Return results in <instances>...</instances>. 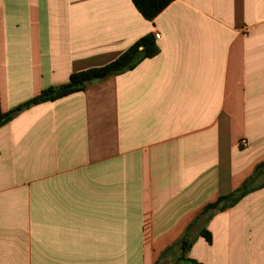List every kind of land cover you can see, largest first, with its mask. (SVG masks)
I'll return each instance as SVG.
<instances>
[{
    "label": "crops",
    "instance_id": "crops-1",
    "mask_svg": "<svg viewBox=\"0 0 264 264\" xmlns=\"http://www.w3.org/2000/svg\"><path fill=\"white\" fill-rule=\"evenodd\" d=\"M148 34L152 58L0 127V264H155L264 161V0L153 21L131 0H0L2 112ZM205 226L188 258L264 264V188Z\"/></svg>",
    "mask_w": 264,
    "mask_h": 264
},
{
    "label": "trees",
    "instance_id": "trees-1",
    "mask_svg": "<svg viewBox=\"0 0 264 264\" xmlns=\"http://www.w3.org/2000/svg\"><path fill=\"white\" fill-rule=\"evenodd\" d=\"M172 1L173 0H131L138 13L147 21H153V19L165 8H167ZM157 53L158 48L155 44L154 38L152 35L148 34L131 45L125 52L113 61L100 67L73 73L66 83L44 89L37 96L23 104L18 105L7 113L2 112L0 104V127L8 122L14 115L32 105L56 101L71 94L82 92L86 88L84 82L87 81L88 83H92L101 81L112 75H117L124 71L131 70L140 61L152 58ZM263 175L264 161L254 167L252 173L237 189L226 195H221L214 201L207 203L191 224L186 228L181 240L175 243L180 245V250L178 256L175 257V262L173 264H185L186 262H189L190 264H199L195 260L187 257L188 252L193 246V242L188 239L189 231L197 225L200 218H204V223L206 225L215 213L234 207L246 195L264 188V181H261ZM199 236L204 238L208 244L212 243L211 233L206 226H203L200 229ZM173 246L166 248L161 253L155 264H159L165 255L173 249Z\"/></svg>",
    "mask_w": 264,
    "mask_h": 264
},
{
    "label": "rangeland",
    "instance_id": "rangeland-1",
    "mask_svg": "<svg viewBox=\"0 0 264 264\" xmlns=\"http://www.w3.org/2000/svg\"><path fill=\"white\" fill-rule=\"evenodd\" d=\"M261 162H262V161H261ZM257 164H259V163H257ZM255 166H256V164L253 165V167H255ZM253 167H252V168H253ZM261 181H264V175H263V177L261 178ZM203 224H204V225H199V224H197V226H195L191 231H189L188 239H189L190 241L193 242V246H194L195 243L197 242V239L200 237V236H199V231H200V229H201L203 226H205V223H203ZM201 226H202V227H201ZM182 235H183V234H182ZM182 235H181V237H179V238L173 243L174 246H173V244L170 245V246H173V249H172L167 255H165V257L160 261L159 264H173V263L175 262V257L178 256V254H179V250H180V245H179V244H175V243H177L178 241L181 240ZM170 246H169V247H170ZM193 246H192V247H193ZM188 253H189V252H188ZM203 257H204L203 260H200V259H199V261L196 260V259H193V260H195V261L198 262L199 264H224L222 261H219V260H216L215 262H211V261H209L207 255H204ZM210 262H211V263H210ZM185 264H190V263H189V262H186Z\"/></svg>",
    "mask_w": 264,
    "mask_h": 264
},
{
    "label": "built area",
    "instance_id": "built-area-1",
    "mask_svg": "<svg viewBox=\"0 0 264 264\" xmlns=\"http://www.w3.org/2000/svg\"><path fill=\"white\" fill-rule=\"evenodd\" d=\"M155 37L159 38V35L156 34ZM240 144H241L242 147H246L247 146V142L245 140H242Z\"/></svg>",
    "mask_w": 264,
    "mask_h": 264
},
{
    "label": "water",
    "instance_id": "water-1",
    "mask_svg": "<svg viewBox=\"0 0 264 264\" xmlns=\"http://www.w3.org/2000/svg\"><path fill=\"white\" fill-rule=\"evenodd\" d=\"M84 84H85V85H87V84H88V82L86 81V82H84Z\"/></svg>",
    "mask_w": 264,
    "mask_h": 264
}]
</instances>
